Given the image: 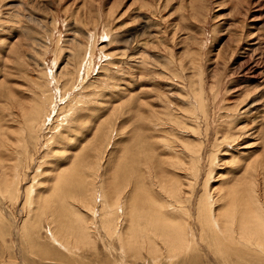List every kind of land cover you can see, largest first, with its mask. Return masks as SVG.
<instances>
[{
    "label": "rangeland",
    "instance_id": "obj_1",
    "mask_svg": "<svg viewBox=\"0 0 264 264\" xmlns=\"http://www.w3.org/2000/svg\"><path fill=\"white\" fill-rule=\"evenodd\" d=\"M37 102L46 113L32 128L43 126L39 140L23 113ZM80 159L93 166L83 186L115 167L89 205L72 196ZM156 159L192 193L198 246L173 264H224L200 239L197 205L208 195L228 219L239 201L255 199L243 194L252 182L264 202V0H0V180L14 181L15 167L23 179L19 197H0V264L117 262L112 224L92 243L65 227L88 209L117 213L133 170L143 174ZM242 175L244 189L235 182ZM59 211L62 228L50 218ZM144 250L127 263L153 264Z\"/></svg>",
    "mask_w": 264,
    "mask_h": 264
},
{
    "label": "bare ground",
    "instance_id": "obj_2",
    "mask_svg": "<svg viewBox=\"0 0 264 264\" xmlns=\"http://www.w3.org/2000/svg\"><path fill=\"white\" fill-rule=\"evenodd\" d=\"M39 106L40 104L37 102L34 110L32 108L29 110L25 109L28 111L23 112L24 111V108H23V111H22L23 113H25V115L27 113L25 124H27L26 127L30 129L31 135L35 134L33 135L35 139L37 138V135L38 137H41L40 135L43 133V131L40 129L41 127L43 128V126L41 125L40 129L36 128V129H39V131L37 132L35 131L36 133L32 134V131L35 128V127L33 128V126L37 125L39 123L38 119L41 118L42 120L43 116H44L43 119L45 120V115H46V113L44 114V110L42 109V106L40 107ZM48 120L49 118L47 119V121ZM157 130H160V128ZM37 139L39 140L40 138H37ZM184 141L188 142L185 139ZM172 146L173 145L171 146L169 145V148L171 147V149H173ZM100 148L101 146L97 145V148L94 150V152H92V153H95L92 155L96 156L94 164L99 165V170L100 168H102V165L100 166V162H101V157L103 155L101 151L102 149ZM186 149H187L186 153L188 155L189 147H187ZM186 153H184L183 155H185ZM191 157H193V155ZM193 158H196V157H193ZM80 161L78 160V163L76 165V169L74 172L73 182L75 184L76 182L75 180H78L77 181L78 183L75 185L76 188H75V191L72 192V196H77L78 194H82L81 196L84 200L83 202L89 205L90 203H87L85 199L90 198L91 200V198H93L95 195H98V196L103 195V193L97 190L104 187L108 183L107 177H110L115 167L113 168L111 167L107 171V173L105 171V175L103 173L102 177H99V174H98L96 177H94L90 181L89 184H87L86 186H83L84 177H86L85 175L86 170L88 172L93 166L90 167L91 163L88 164L86 162L81 161L82 165H85V168L81 169ZM164 161L165 160L161 161L159 159H156L155 163L151 167L148 168L149 169V171L147 170L148 171L147 175H149L148 183L146 182V179L144 178L145 172L147 171H145L143 174H140L139 172L140 170L139 171L133 170L134 174L137 177L136 182L129 183L126 186L128 190V193L126 196L128 197L125 201L124 207L121 208L117 213L115 210L105 211V209H102V211H100L98 209H91V210L88 209V217H86L85 219L86 221L78 220V221H81L79 225L77 223L78 221L76 222L75 225H72V222H70V224H68V227L64 226L65 230L67 228L65 233L71 234L74 237H76L77 235V238L83 240L84 242H91L90 239L92 238V233L99 232V235H100L101 228L102 229L105 228V230L108 231L110 225L112 224L113 225L112 234L118 237V243L120 245L119 252H118L120 256L117 262H115L114 264H128L129 262L127 263L126 261L128 258L133 257V256L141 257L140 254H143L142 248L146 250L145 254L147 253V256H149L150 260H152L151 263L153 264H164L167 262L168 264H173L177 262V260L180 259L183 255L191 253V250L193 249L196 250V247L198 246V244L196 243L197 240L193 236L194 230L192 228L191 223H189V219H188V218H191L189 205H191V199H192L191 194L192 193L190 194L189 197L187 193H184L182 189L183 188L182 176H180L179 174L177 175L176 173L173 174V173L167 172L168 170H165V167H163ZM191 168H194V167H191ZM182 169L184 168L182 167ZM12 171L13 172L11 173H14V178L10 177V179L13 178L14 181L5 182L3 180H0V197L3 196V193H2L3 190L11 197H19V193L21 192L20 190L21 184L19 182H22L23 179L22 181H20L21 179L19 178L20 176L19 169L15 167L12 169ZM11 173L9 174L12 175ZM60 175H61L59 176L61 178L60 180L65 182L63 174H60ZM26 176H27V173H25L24 177ZM187 177L188 176H186V178ZM86 178L89 179L88 177ZM130 179L131 177H129L127 181L130 182L131 181ZM155 179H157V181ZM57 181H59V179ZM235 182L238 185L240 184V188H243L244 186L243 175L241 177L238 176ZM116 185H117V181L114 182L112 186L115 188ZM255 186H256L255 182L254 183L252 182L247 187V189L243 191L244 196L253 197L255 194L254 196L255 199L248 200L246 201V203H242L241 201H239L237 211L233 215H231L230 218L228 219L223 218L222 211L224 207L222 209L219 208L218 210L217 202L214 199L208 197V195H205L204 198L200 200L201 202H198L199 204L197 205L196 217L201 227L200 239L201 241L204 239L206 240V244L208 243V245L210 246L209 248L211 249L212 254L215 255L214 257L217 258L218 261H222L221 263H224V264H240V263L241 264H246V263L264 264V202L262 199H260V197H258L260 196V193L257 192ZM32 187L28 188V193H27L30 195L31 200L33 198ZM49 187H52V186H49ZM156 192L159 195H161L165 201L158 198V195ZM60 193L58 195H60ZM64 193L65 191L63 192V194ZM164 194H167V195L164 196ZM109 195H110V192L108 188L107 189V200L109 198ZM103 205H104L103 202L99 201V204L97 206H100L101 208L103 207ZM161 205H164V206H161ZM51 211L53 210L51 209ZM61 213L62 211L61 212L59 211L58 213L52 212V214L50 215V218L53 217L57 219V220L54 219L52 223L55 224V226H58L59 228H62L61 224L66 223V219L63 220V217H65L66 215L64 214V216L62 217ZM76 213H77V218H76V215H75V218L79 219V217L82 216L84 212H82V210H76ZM99 219L100 220L103 219L102 226L98 225ZM67 223H69V220ZM53 224H52V227H54ZM172 227H174L175 229L174 234L170 232V229ZM57 229L58 228H56V231L54 228L51 229V235L56 234L57 236L58 234ZM49 235H50V232H49ZM61 246L64 247V250L66 248L68 251H71V247L69 244L65 245L64 243H61ZM72 252L73 251H71V253Z\"/></svg>",
    "mask_w": 264,
    "mask_h": 264
}]
</instances>
